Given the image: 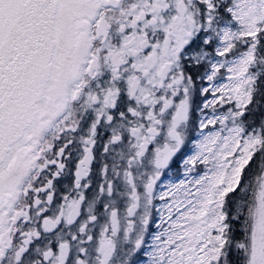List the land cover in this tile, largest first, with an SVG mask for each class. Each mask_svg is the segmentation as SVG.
I'll list each match as a JSON object with an SVG mask.
<instances>
[{"label": "snow or ice", "instance_id": "obj_1", "mask_svg": "<svg viewBox=\"0 0 264 264\" xmlns=\"http://www.w3.org/2000/svg\"><path fill=\"white\" fill-rule=\"evenodd\" d=\"M0 264H264V0H0Z\"/></svg>", "mask_w": 264, "mask_h": 264}]
</instances>
